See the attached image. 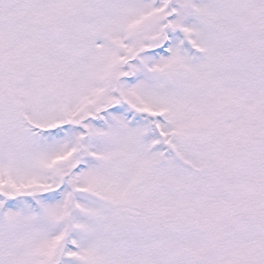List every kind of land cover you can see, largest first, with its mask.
Here are the masks:
<instances>
[{
  "label": "snow or ice",
  "instance_id": "snow-or-ice-1",
  "mask_svg": "<svg viewBox=\"0 0 264 264\" xmlns=\"http://www.w3.org/2000/svg\"><path fill=\"white\" fill-rule=\"evenodd\" d=\"M0 264H264V0H0Z\"/></svg>",
  "mask_w": 264,
  "mask_h": 264
}]
</instances>
